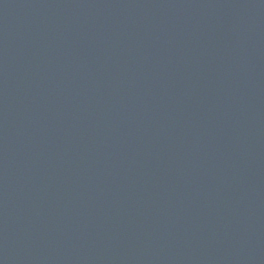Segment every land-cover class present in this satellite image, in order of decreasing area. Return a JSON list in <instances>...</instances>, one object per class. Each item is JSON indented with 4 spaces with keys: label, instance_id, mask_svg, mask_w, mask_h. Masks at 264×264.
<instances>
[{
    "label": "water",
    "instance_id": "95a60500",
    "mask_svg": "<svg viewBox=\"0 0 264 264\" xmlns=\"http://www.w3.org/2000/svg\"><path fill=\"white\" fill-rule=\"evenodd\" d=\"M0 264H264V0H0Z\"/></svg>",
    "mask_w": 264,
    "mask_h": 264
}]
</instances>
